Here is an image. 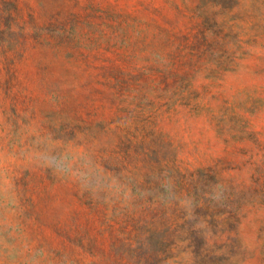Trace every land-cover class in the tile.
Returning <instances> with one entry per match:
<instances>
[{"label":"rangeland","instance_id":"rangeland-1","mask_svg":"<svg viewBox=\"0 0 264 264\" xmlns=\"http://www.w3.org/2000/svg\"><path fill=\"white\" fill-rule=\"evenodd\" d=\"M0 264H264V0H0Z\"/></svg>","mask_w":264,"mask_h":264}]
</instances>
